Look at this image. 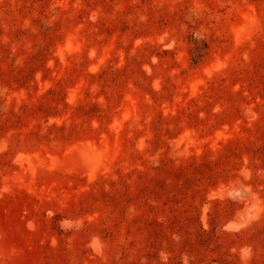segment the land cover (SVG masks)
<instances>
[{"label": "rangeland", "instance_id": "1", "mask_svg": "<svg viewBox=\"0 0 264 264\" xmlns=\"http://www.w3.org/2000/svg\"><path fill=\"white\" fill-rule=\"evenodd\" d=\"M0 264H264V0H0Z\"/></svg>", "mask_w": 264, "mask_h": 264}]
</instances>
